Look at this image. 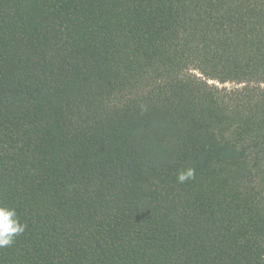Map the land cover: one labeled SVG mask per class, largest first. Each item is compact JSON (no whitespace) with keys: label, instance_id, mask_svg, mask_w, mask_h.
<instances>
[{"label":"trees","instance_id":"trees-1","mask_svg":"<svg viewBox=\"0 0 264 264\" xmlns=\"http://www.w3.org/2000/svg\"><path fill=\"white\" fill-rule=\"evenodd\" d=\"M0 205V264H264V0H0Z\"/></svg>","mask_w":264,"mask_h":264},{"label":"clouds","instance_id":"clouds-1","mask_svg":"<svg viewBox=\"0 0 264 264\" xmlns=\"http://www.w3.org/2000/svg\"><path fill=\"white\" fill-rule=\"evenodd\" d=\"M196 171L187 167L177 172L176 179L180 184L195 179ZM27 225L22 223L14 208L0 205V248H6L14 243L15 237L24 233Z\"/></svg>","mask_w":264,"mask_h":264},{"label":"rangeland","instance_id":"rangeland-1","mask_svg":"<svg viewBox=\"0 0 264 264\" xmlns=\"http://www.w3.org/2000/svg\"><path fill=\"white\" fill-rule=\"evenodd\" d=\"M210 82H215V83H217L216 81H210ZM217 84H219V86H223V85L228 86V87L233 86L232 83H225V84L217 83Z\"/></svg>","mask_w":264,"mask_h":264}]
</instances>
